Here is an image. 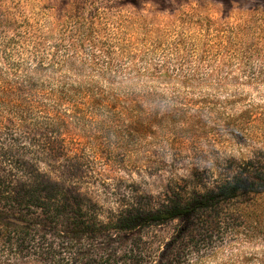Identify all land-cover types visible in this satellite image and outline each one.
Listing matches in <instances>:
<instances>
[{
	"label": "rangeland",
	"instance_id": "obj_1",
	"mask_svg": "<svg viewBox=\"0 0 264 264\" xmlns=\"http://www.w3.org/2000/svg\"><path fill=\"white\" fill-rule=\"evenodd\" d=\"M0 19L30 23L45 38L64 31L68 55L102 44L114 82L132 85L74 117L81 122L62 143L37 138L64 145L44 170L97 204L104 221L134 200L157 207L169 189L203 194L242 162L264 167V0H0ZM13 29L0 22V36ZM218 212L208 231L194 227L162 258L175 224L155 228L141 264L180 255L182 264H264V193ZM118 247L117 258L127 249ZM38 264L56 263L49 255Z\"/></svg>",
	"mask_w": 264,
	"mask_h": 264
},
{
	"label": "trees",
	"instance_id": "obj_2",
	"mask_svg": "<svg viewBox=\"0 0 264 264\" xmlns=\"http://www.w3.org/2000/svg\"><path fill=\"white\" fill-rule=\"evenodd\" d=\"M0 22L14 27L11 36H0V264H38L49 255L56 264H141L158 239L155 228L175 224L162 258L194 227L208 231L206 218L217 217L222 204L264 193V167L254 171L242 162L233 177L220 175L203 194L169 189L157 207L149 197L134 200L104 221L97 204L44 170L43 160L58 159L64 145H39L37 138L49 133L62 143L81 122L74 117L105 108L102 99L119 98L111 92L132 85L114 82L117 67L100 43L68 55L64 31L45 38L30 23ZM122 245L126 252L117 258ZM182 256L164 264H182Z\"/></svg>",
	"mask_w": 264,
	"mask_h": 264
}]
</instances>
